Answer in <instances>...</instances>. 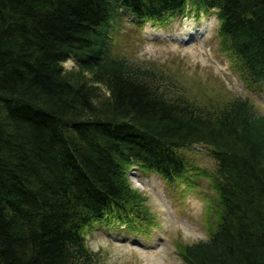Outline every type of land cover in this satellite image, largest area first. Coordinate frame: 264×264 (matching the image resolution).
I'll use <instances>...</instances> for the list:
<instances>
[{"label":"trees","instance_id":"1","mask_svg":"<svg viewBox=\"0 0 264 264\" xmlns=\"http://www.w3.org/2000/svg\"><path fill=\"white\" fill-rule=\"evenodd\" d=\"M120 10L140 29L214 10L231 71L264 94V0H0V264H96L95 225H151L133 168L210 181L206 239L176 244L183 264H264V115L114 56Z\"/></svg>","mask_w":264,"mask_h":264},{"label":"rangeland","instance_id":"2","mask_svg":"<svg viewBox=\"0 0 264 264\" xmlns=\"http://www.w3.org/2000/svg\"><path fill=\"white\" fill-rule=\"evenodd\" d=\"M119 14L122 17L114 31V56L134 64L149 66L155 63L163 69L168 68V72L180 78L187 89L191 80H195L225 100L248 99L264 115V94L246 88L231 71L228 58L220 52L215 37L214 10L200 13L198 17L185 13L167 28L146 24L140 29L130 23L133 19L127 12L120 10ZM192 34H198L197 38L183 43ZM74 66L73 60L63 64L66 71ZM193 152L197 168L210 174L213 162L206 150L199 146ZM129 179L132 188L144 197L152 224L139 226L137 222H127L123 228L114 221L109 225H95L85 240L98 254L96 264H183L177 255L176 244L206 239V199L213 197L210 181L192 174L186 183L169 184L152 173L135 168L130 170Z\"/></svg>","mask_w":264,"mask_h":264}]
</instances>
